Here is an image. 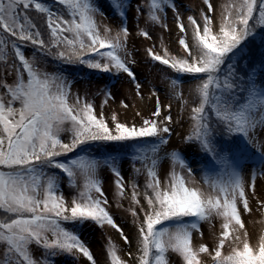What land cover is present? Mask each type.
I'll return each mask as SVG.
<instances>
[{
    "label": "snow or ice",
    "instance_id": "obj_1",
    "mask_svg": "<svg viewBox=\"0 0 264 264\" xmlns=\"http://www.w3.org/2000/svg\"><path fill=\"white\" fill-rule=\"evenodd\" d=\"M84 69L132 88L112 108ZM254 203L264 216V0H0V264H264Z\"/></svg>",
    "mask_w": 264,
    "mask_h": 264
},
{
    "label": "rangeland",
    "instance_id": "obj_2",
    "mask_svg": "<svg viewBox=\"0 0 264 264\" xmlns=\"http://www.w3.org/2000/svg\"><path fill=\"white\" fill-rule=\"evenodd\" d=\"M201 3V0H183V4L184 5H188V6H192V7H199ZM188 14V13H185ZM171 12H169V23L171 24ZM164 38L166 42L170 43V46L175 49L176 44H175V39H176V34H175V30L173 31V33L171 34V38H169V35L167 33L164 34ZM155 40V37H154ZM132 43L136 46L137 49H139L138 52H134L133 55L136 57L138 63L135 66V70L137 71L139 77L141 79H144L145 77H147L148 79H152V80H156L157 83H159L158 81V74L155 68H153L150 64H148L146 62V57H145V48L151 46L152 41H148L143 37H134ZM156 45L157 48H159V41H156ZM80 71L75 72L74 74L77 77L82 76L81 74H79ZM84 78L85 80H87L88 78L91 77L92 82L94 84V86L96 88H101L104 86L105 82H104V78L103 77H99V75H95V76H91V74L87 75L86 73V69H84ZM78 87L80 85H77ZM111 88L113 90V93L116 96V104H112L110 102V107L115 108L119 105V102L124 98V93L132 88V85L129 83L128 78L126 76H122L119 80H117L116 82H114L111 85ZM145 95H148L147 92V86L145 88ZM103 97H97V104L99 105L102 101ZM161 99L162 101H164L165 103L167 102L166 97H164L163 93L161 94ZM139 102V101H137ZM174 104V108H173V114L175 115V111H176V103L173 102ZM152 108V104L148 103L146 106V111L151 110ZM121 111H123V109H121ZM129 118H131L132 113L129 112L128 113ZM177 132H183V129L181 128H177L176 129ZM173 143H178V138L176 136H173ZM124 170H125V174H126V178L128 175V170H129V165L128 163L124 164ZM107 175V174H106ZM108 192L111 198V194L113 192V186L111 184V177L108 176ZM125 207H127V201H125ZM254 207V212L252 214L251 217L246 216L245 220H246V224L248 225L249 229L254 233V234H258L259 229L261 227V224L259 223L260 220L264 219V216H262V214L258 211H255L256 205L255 203L253 204ZM117 215H121V213L119 211H117ZM253 221H255L256 223H253ZM119 222V221H118ZM207 228V226L205 225V229ZM125 231L129 232L130 231V227L129 226H125ZM83 233H84V238H86L88 240V242L90 243V246L93 248L94 253L97 255L98 260L99 261H103L106 257V253L104 251V245H105V240L102 237V233L101 230L99 228H95V227H91V228H85L83 229ZM108 235H111L113 240L116 241V243L118 245H120L122 248L124 247V243L123 241L119 238L118 234L114 231L109 229L108 230ZM63 258H59L57 261V264H62Z\"/></svg>",
    "mask_w": 264,
    "mask_h": 264
},
{
    "label": "trees",
    "instance_id": "obj_3",
    "mask_svg": "<svg viewBox=\"0 0 264 264\" xmlns=\"http://www.w3.org/2000/svg\"><path fill=\"white\" fill-rule=\"evenodd\" d=\"M84 70L80 71L79 74H81L82 76H84ZM86 73L87 75L90 74L89 70L86 69ZM101 77V76H99ZM104 78V82L107 83L109 85V87H111V85L117 81V79L115 77H112V76H108V75H104L103 76Z\"/></svg>",
    "mask_w": 264,
    "mask_h": 264
}]
</instances>
